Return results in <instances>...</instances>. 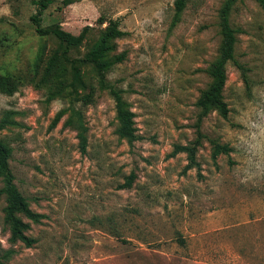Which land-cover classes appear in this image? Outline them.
I'll list each match as a JSON object with an SVG mask.
<instances>
[{
  "label": "rangeland",
  "instance_id": "obj_1",
  "mask_svg": "<svg viewBox=\"0 0 264 264\" xmlns=\"http://www.w3.org/2000/svg\"><path fill=\"white\" fill-rule=\"evenodd\" d=\"M39 1L0 0V74L12 79L11 93L0 89V138L18 189L43 215L21 216L32 246L13 242L0 193L2 262L264 264V7L238 0L232 9L249 85L228 63L224 117L203 115L197 101L211 81L226 0H188L176 24L175 0H48L42 27L70 43L37 33ZM99 18L127 32L112 52L126 59L106 80L135 113L133 143L118 133L110 89L84 61L108 24ZM92 86L95 101L83 106ZM77 111L82 123L68 125ZM212 140L231 151L214 158ZM178 145L192 147L195 162Z\"/></svg>",
  "mask_w": 264,
  "mask_h": 264
},
{
  "label": "trees",
  "instance_id": "obj_2",
  "mask_svg": "<svg viewBox=\"0 0 264 264\" xmlns=\"http://www.w3.org/2000/svg\"><path fill=\"white\" fill-rule=\"evenodd\" d=\"M238 0H226L221 12H220V28L222 39L220 42L218 55L211 62L208 73L211 77V81L207 88H205L198 101L197 105L202 109V114L206 115L212 110H217L222 116L227 117L229 113L228 104L224 99V87L227 81V65L233 62L242 72L243 77L247 85H249V78L247 75L246 66L236 58V45L238 42V34L241 31L231 23V13L235 3ZM264 7V0H256ZM48 0H40L39 4L41 8L37 14L31 16V20L36 26V31L40 35H46L54 33L62 40L70 43L69 40L58 34L57 31L44 29L41 25L43 11L49 5ZM70 0H65V4H69ZM188 0H175V14L174 22L176 24L180 21L183 11L187 6ZM102 23L107 22V26L101 36L93 45L92 49L88 52L84 58L85 62L91 63L96 67V70L100 78V87L110 89L111 94L114 96L116 102L117 118L119 120L118 133L120 136L126 138L129 143H133L139 136L137 134V127L135 124V113L130 109L128 103L123 98L121 91L112 86L106 80V73L117 63H121L126 59L127 52L123 51L119 54H112L115 49L114 40L123 37L127 34L126 31L120 28V22L118 20L99 18ZM12 85V79L9 76L0 74V89L5 92H12L10 88ZM96 88L92 86L90 92L83 95L81 98L83 106H87L95 101ZM76 120L69 118L68 125H74L75 122L82 123V113L77 111ZM59 117V116H58ZM56 118L52 126H54L59 118ZM75 121V122H74ZM83 127L82 124L81 126ZM81 149L86 152L87 140L83 131L79 132ZM213 144V156L216 158L222 153L228 154L231 148L227 144H222L217 140H212ZM186 151L190 153L192 163L195 162V151L190 146H176L175 152ZM11 154V147L9 144L0 138V176L3 180V186L0 189V193L5 196L7 206L6 222L9 224L11 240L13 242L23 241L27 246H32L35 239L27 234L30 224L23 220L22 215L26 218L40 222L43 215L35 212L31 209L27 198L21 193L15 183L14 174L9 165V157ZM134 174H131L126 186H131L133 183ZM10 251H6V255H9ZM0 264H5L0 259Z\"/></svg>",
  "mask_w": 264,
  "mask_h": 264
}]
</instances>
